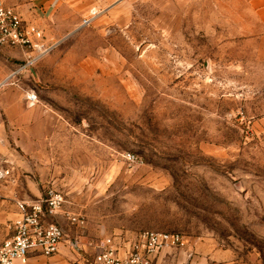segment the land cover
<instances>
[{
	"label": "rangeland",
	"instance_id": "obj_1",
	"mask_svg": "<svg viewBox=\"0 0 264 264\" xmlns=\"http://www.w3.org/2000/svg\"><path fill=\"white\" fill-rule=\"evenodd\" d=\"M89 1L1 87L37 94L47 183L86 217L65 234L92 262L105 237L163 231L264 264V0ZM31 127L7 149L32 159Z\"/></svg>",
	"mask_w": 264,
	"mask_h": 264
},
{
	"label": "crops",
	"instance_id": "obj_2",
	"mask_svg": "<svg viewBox=\"0 0 264 264\" xmlns=\"http://www.w3.org/2000/svg\"><path fill=\"white\" fill-rule=\"evenodd\" d=\"M7 6L13 8L23 22L34 25L43 35V30H47L51 26L67 29L66 26L59 25L65 24L63 20H66V17L69 15L68 10L71 9L70 12H73L75 9L78 14H81L90 7V1L18 0L16 3L8 2ZM90 10L88 9L86 13H89ZM1 54L25 59L29 56L30 52L19 46L11 47L6 44H0ZM4 57L0 56V84L12 69L8 59H4ZM20 78H23V76H20ZM1 87L0 166L10 168V176L0 180V239H4L13 233L11 223L18 216L15 202L39 197L42 194L43 188L48 184L47 182L53 181L56 184H61L62 182H58L57 169H52L51 167L47 169L43 165L44 160L40 150L41 119L31 120L27 118V108L33 105L27 104L23 92L17 89H2ZM24 90L22 89V91ZM26 127L34 128L30 133H33L37 137L39 145L37 152L33 153L32 159L7 149V130H9L11 135H17L19 130L25 133ZM62 219L60 216L56 217V220L61 224L63 222ZM70 235L71 237H69ZM70 235L65 234V239L53 255L45 256L37 251L29 252L26 264H95L84 252L85 245L82 244L81 247L76 238H73L72 234ZM134 235L120 232L115 236H108L102 240L109 238L113 244L124 248L128 243L126 240L134 237ZM120 251L122 250L120 249ZM152 264L243 263L235 258L231 250L218 246V243L213 238H205L200 240L184 239V245L177 249L164 248L158 253Z\"/></svg>",
	"mask_w": 264,
	"mask_h": 264
},
{
	"label": "built area",
	"instance_id": "obj_3",
	"mask_svg": "<svg viewBox=\"0 0 264 264\" xmlns=\"http://www.w3.org/2000/svg\"><path fill=\"white\" fill-rule=\"evenodd\" d=\"M96 13L95 9H91L88 15L81 19L80 26L88 25ZM42 38V32L38 28L23 22L13 8L0 1V44L19 46L36 53L29 55L17 70L8 74L0 86L17 71L26 69L49 49L42 42ZM24 98L28 105H33L37 101V94L33 89H27L24 91ZM127 157L129 160H135L133 155L127 154ZM9 176V168L0 166V180ZM64 203L65 193L54 184L46 185L42 194L35 199L15 202L18 216L11 223L13 233L0 239V264H26L28 253L31 251L45 256L56 253L65 239V228L56 220L58 216L77 227H84L85 215L63 209ZM184 239L179 233L144 231L126 240L127 246L122 248L107 238L97 244L94 262L152 264L161 250L177 249L184 245Z\"/></svg>",
	"mask_w": 264,
	"mask_h": 264
}]
</instances>
